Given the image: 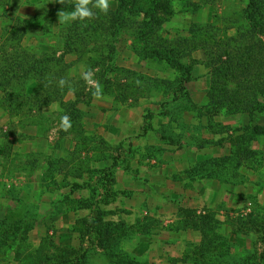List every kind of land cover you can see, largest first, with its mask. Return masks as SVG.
Wrapping results in <instances>:
<instances>
[{"label":"rangeland","instance_id":"rangeland-1","mask_svg":"<svg viewBox=\"0 0 264 264\" xmlns=\"http://www.w3.org/2000/svg\"><path fill=\"white\" fill-rule=\"evenodd\" d=\"M109 5L62 23L58 12L74 0H0V66L18 45L62 55L55 87H73L51 100L36 80L0 90V264H111L99 245L109 236L116 260L264 264V74L218 72L238 46L264 42V29L248 31L246 0ZM148 16L156 32L144 56L138 30ZM167 47L183 68L167 65ZM89 71L100 98L83 78ZM14 224L20 236H10Z\"/></svg>","mask_w":264,"mask_h":264},{"label":"trees","instance_id":"trees-1","mask_svg":"<svg viewBox=\"0 0 264 264\" xmlns=\"http://www.w3.org/2000/svg\"><path fill=\"white\" fill-rule=\"evenodd\" d=\"M123 4L124 3L119 4L118 9L115 12L116 14L114 18L115 22L113 21V23L111 24V27H114L115 29L119 28V26H122L124 24V17L121 15V11H120V8L124 7ZM244 15L248 21V24L250 25L248 31H250L251 33H256L257 31L264 29V0H246V7L244 9ZM153 21H154V18H152V16L150 17L148 16V19L144 21L142 28L138 30L140 39L143 38V42H144V45L142 47V52L144 56H149L151 49H154L151 41L145 38L149 34H153L154 32H156L155 30L156 28L153 24ZM80 27L82 26L75 25L73 30H79ZM87 28H91L94 30L102 29L101 26H94V24H88L87 26L84 27V29H87ZM73 30L71 32H74ZM13 34H14V38H16L18 42H20L21 37H22V32H19V30L16 31L15 29ZM18 47L20 50L17 51L16 49L17 52L15 53L17 54V57L14 59H10L6 66L4 65L0 66V90L5 89V87L7 86L12 87L14 83L13 81L17 82L20 79L21 80H36L38 82V88H40L41 91L45 92L47 99H50V100L52 96H53L52 99H54V98H57L60 94H63L64 92L66 93L67 91H70L73 89V87L71 86H66V88L59 90L58 92L57 88L55 87L54 82L56 81V78L54 76L55 72H52V69L54 67L58 68L59 65L63 63L62 55L55 56V55H50L47 53H42L40 54L41 56L39 55L38 57L37 56L34 57L33 55L26 53L24 50H21L19 45ZM65 47L67 51H70L73 49L70 43L69 34L65 40ZM256 51H262L264 53V42L256 43L254 45L244 44L243 46H238L237 50H235V52L232 53L233 56L228 57V59L223 60L222 62L223 64L220 67H218V72L223 73V75L233 72L237 74L236 78H239V74H245L243 76V79L247 75L248 76L252 75L253 72L259 73L260 70H262V73L264 74V58H262V62H258ZM165 52H166L165 59H166L167 65H169L172 68H183L182 65L175 62L174 58H176L177 54L175 53L173 48L167 47L165 49ZM151 53L161 57L160 52L152 51ZM184 75L185 77L182 80L187 81L190 78L188 66H184ZM245 83H247V80L244 82V84ZM244 84H242V86H244ZM52 85H53V88H50L52 87ZM237 90H240V89H237ZM242 93L243 91L241 92V94ZM260 93H263V91H261ZM236 95L238 94L236 93L233 94V96H236ZM255 96L256 98L258 97V95H255ZM45 99L46 97H43L41 100H45ZM219 103H221V99ZM219 103L218 105H220ZM240 103H241L240 101H237L234 107L239 106ZM257 104L258 103L255 102L254 108L251 107L252 112H254V110L261 111L260 110L261 107L256 106ZM213 105H217V104H213ZM216 108L217 107L214 106L213 108L215 109V111L213 110L214 113L217 112ZM238 109H240V106ZM242 109H245V108H242ZM207 113H211V112H208L207 110V112H205L204 114L206 115ZM210 115H213V113ZM256 128H259V126ZM171 142L174 143V141L172 140ZM200 164L194 167L195 169L194 176L196 177L201 176L200 174L202 173V171L198 169ZM206 223H207V226L210 225L209 222H205V224ZM21 233H23L21 226L14 224V226L12 227V232L10 233V236H20ZM14 239L16 240V238ZM115 242L117 241H115V239L110 236L104 241L100 240L99 242V245L104 249V253L107 259L109 260V263L111 264H139L140 263L135 258H132L129 256L127 257L125 255L121 256V258L118 260H116L115 258L113 259V256L115 254L111 250L110 245L115 244Z\"/></svg>","mask_w":264,"mask_h":264},{"label":"clouds","instance_id":"clouds-1","mask_svg":"<svg viewBox=\"0 0 264 264\" xmlns=\"http://www.w3.org/2000/svg\"><path fill=\"white\" fill-rule=\"evenodd\" d=\"M56 2L63 4L64 0H56ZM90 4L92 5V7L98 8L101 12L105 14H107V12L109 11V0H74V10L70 12L61 10L58 12L60 22L69 23L77 20L83 21L85 19H92L94 17V13L89 7ZM91 77L92 73L90 71L85 72L83 74V78L85 79V81L96 89V91L93 92V96L100 98L102 95L101 86L95 81H93ZM64 85L65 80L61 78L59 80V86L63 88ZM60 121V127L64 131H68V129H70L71 127L69 117L67 115H64L60 118Z\"/></svg>","mask_w":264,"mask_h":264}]
</instances>
